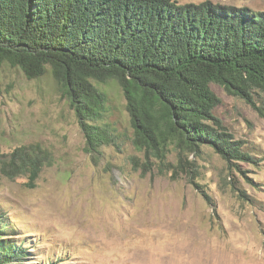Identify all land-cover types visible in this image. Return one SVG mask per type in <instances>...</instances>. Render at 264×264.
<instances>
[{
	"label": "rangeland",
	"instance_id": "1",
	"mask_svg": "<svg viewBox=\"0 0 264 264\" xmlns=\"http://www.w3.org/2000/svg\"><path fill=\"white\" fill-rule=\"evenodd\" d=\"M173 1L264 11V0ZM98 87L116 144L93 153L50 72L29 79L0 64V156L30 143L52 154L32 188L25 174L0 172V212L18 228L3 238L31 250L23 262L264 264V92H255V109L211 85L221 100L215 115L255 160L236 168L210 147L195 156L168 145L164 162L148 155L132 142L120 86L108 80Z\"/></svg>",
	"mask_w": 264,
	"mask_h": 264
},
{
	"label": "trees",
	"instance_id": "2",
	"mask_svg": "<svg viewBox=\"0 0 264 264\" xmlns=\"http://www.w3.org/2000/svg\"><path fill=\"white\" fill-rule=\"evenodd\" d=\"M29 78L50 72L74 110L85 150L116 144L103 120L114 80L126 100L133 144L164 162L168 145L197 155L210 147L229 165L255 164L214 110L218 84L255 109L264 92V11L173 0H0V64ZM148 158V157H147ZM52 154L39 143L0 156V172L36 185ZM183 167L184 161L179 158ZM0 212V264H28L31 250L4 236L18 228Z\"/></svg>",
	"mask_w": 264,
	"mask_h": 264
},
{
	"label": "bare ground",
	"instance_id": "3",
	"mask_svg": "<svg viewBox=\"0 0 264 264\" xmlns=\"http://www.w3.org/2000/svg\"><path fill=\"white\" fill-rule=\"evenodd\" d=\"M224 257H225V256H224ZM227 257H228V256H227ZM246 257H247V256H246ZM235 259H237V258H235ZM178 260H179V259H178ZM237 260H238V259H237ZM208 261H210V260H208ZM208 261H206V263H207ZM215 263H216V262H215ZM215 263H214V264H215ZM229 263H230V262H229ZM202 264H203V263H202Z\"/></svg>",
	"mask_w": 264,
	"mask_h": 264
}]
</instances>
